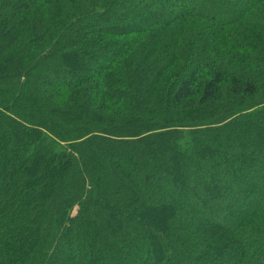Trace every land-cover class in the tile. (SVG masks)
<instances>
[{"label": "trees", "instance_id": "1", "mask_svg": "<svg viewBox=\"0 0 264 264\" xmlns=\"http://www.w3.org/2000/svg\"><path fill=\"white\" fill-rule=\"evenodd\" d=\"M0 264H264V0H0Z\"/></svg>", "mask_w": 264, "mask_h": 264}, {"label": "rangeland", "instance_id": "2", "mask_svg": "<svg viewBox=\"0 0 264 264\" xmlns=\"http://www.w3.org/2000/svg\"><path fill=\"white\" fill-rule=\"evenodd\" d=\"M190 198V197H189ZM189 198L187 197V199L189 200Z\"/></svg>", "mask_w": 264, "mask_h": 264}]
</instances>
